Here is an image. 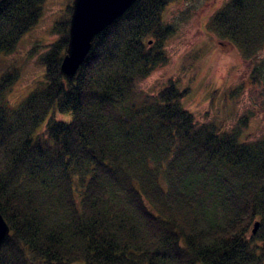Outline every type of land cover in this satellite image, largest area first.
Listing matches in <instances>:
<instances>
[{"label":"trees","instance_id":"trees-1","mask_svg":"<svg viewBox=\"0 0 264 264\" xmlns=\"http://www.w3.org/2000/svg\"><path fill=\"white\" fill-rule=\"evenodd\" d=\"M46 1L0 0V64ZM177 1L137 0L72 78L60 71L68 4L39 58L43 76L21 100L9 97L19 69L0 72V212L10 226L0 264H264V135L244 137L248 117L230 129L198 121L173 81L157 93L139 87L169 60L177 27L165 12ZM206 29L264 85V0H226Z\"/></svg>","mask_w":264,"mask_h":264},{"label":"rangeland","instance_id":"rangeland-1","mask_svg":"<svg viewBox=\"0 0 264 264\" xmlns=\"http://www.w3.org/2000/svg\"><path fill=\"white\" fill-rule=\"evenodd\" d=\"M224 1L178 0L168 6L166 19L177 27L166 46L169 60L142 80L139 87L157 93L173 81L180 89L188 90L182 104L198 121H214L230 129L248 117L244 137L255 139L264 135V85L251 83V61L206 29L209 16ZM73 2L47 0L38 25L22 38L14 53L3 57L0 72L9 66L20 71L9 96L12 101L21 100L43 76L39 58L45 46L57 39L53 26L68 16L67 6ZM240 84H244L242 92L230 96V91ZM54 114L65 121L72 117L69 112Z\"/></svg>","mask_w":264,"mask_h":264},{"label":"water","instance_id":"water-1","mask_svg":"<svg viewBox=\"0 0 264 264\" xmlns=\"http://www.w3.org/2000/svg\"><path fill=\"white\" fill-rule=\"evenodd\" d=\"M137 0H74L69 22V40L60 71L72 78L88 55L98 34L111 25ZM254 223L253 232L259 227ZM10 236V226L0 212V248Z\"/></svg>","mask_w":264,"mask_h":264}]
</instances>
